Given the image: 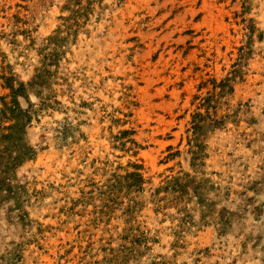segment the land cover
I'll list each match as a JSON object with an SVG mask.
<instances>
[{
  "label": "rangeland",
  "instance_id": "obj_1",
  "mask_svg": "<svg viewBox=\"0 0 264 264\" xmlns=\"http://www.w3.org/2000/svg\"><path fill=\"white\" fill-rule=\"evenodd\" d=\"M0 264H264V0H0Z\"/></svg>",
  "mask_w": 264,
  "mask_h": 264
}]
</instances>
